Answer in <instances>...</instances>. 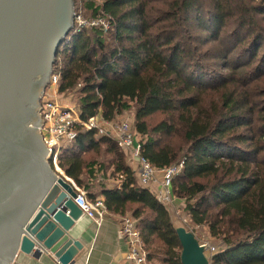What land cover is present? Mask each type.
<instances>
[{"label": "trees", "instance_id": "16d2710c", "mask_svg": "<svg viewBox=\"0 0 264 264\" xmlns=\"http://www.w3.org/2000/svg\"><path fill=\"white\" fill-rule=\"evenodd\" d=\"M83 7L88 19L110 16V26L76 31L75 21L55 63L59 91L79 94L82 120L132 111L142 154L156 167L184 161L173 192L190 222L225 244L211 264H264V0ZM77 129L59 167L90 199L100 193L109 212L137 220L149 262L183 264L171 210L139 183L126 152L97 129ZM112 165L113 176L124 175L120 188L95 175Z\"/></svg>", "mask_w": 264, "mask_h": 264}, {"label": "water", "instance_id": "95a60500", "mask_svg": "<svg viewBox=\"0 0 264 264\" xmlns=\"http://www.w3.org/2000/svg\"><path fill=\"white\" fill-rule=\"evenodd\" d=\"M75 17L74 0H0V264L19 251L73 264L83 249L70 233L77 191L50 163L40 112ZM177 233L183 264H211L192 230Z\"/></svg>", "mask_w": 264, "mask_h": 264}, {"label": "built area", "instance_id": "2783aa9c", "mask_svg": "<svg viewBox=\"0 0 264 264\" xmlns=\"http://www.w3.org/2000/svg\"><path fill=\"white\" fill-rule=\"evenodd\" d=\"M79 1H81V7L78 13L76 12V31H79L84 26L93 25H102L105 30H108L111 17L106 16L98 19L85 20L83 17L84 0ZM98 6L102 10V13H104L102 3L99 2ZM60 81L61 75L55 70L54 66L48 88L43 95V97L48 95L49 99L44 102L41 99L40 112L42 119H44L41 126V133L46 147L49 149L48 158L51 165L61 172L58 164L59 155L68 143H71L78 137L77 128L79 125L87 129H97L101 134L113 138L117 145L126 152L129 163L135 168V176L139 183L144 187L152 189L162 203L171 207V211L178 212L185 201L179 199L174 194L173 181L181 173L184 167V161L164 168L156 167L151 163L142 154L143 136L134 129L133 119L106 120L102 116H93L88 120H82L80 112L76 110L77 108L73 104H63L57 97L61 93L59 91ZM63 137H66L68 140L66 145L61 143ZM117 178L120 180L118 187L120 188L124 175L118 172ZM71 182L77 191V197L74 198L76 205L82 209L83 214L101 222L108 212L104 198L98 197L92 200L89 198L88 192L85 189L80 188L75 182ZM187 218L188 216L184 218V223L188 221ZM122 231L129 245L128 258L134 264H149L148 252L144 247L137 220L132 215L123 217ZM200 242L206 250L210 251V256H208L210 260L215 253L222 249L201 239Z\"/></svg>", "mask_w": 264, "mask_h": 264}, {"label": "crops", "instance_id": "0c3cea01", "mask_svg": "<svg viewBox=\"0 0 264 264\" xmlns=\"http://www.w3.org/2000/svg\"><path fill=\"white\" fill-rule=\"evenodd\" d=\"M126 161L127 163L129 162L128 157ZM60 171L65 173L61 168ZM113 171V165L102 170L96 168L95 171L96 177L103 179L102 181L106 183L108 189L119 187L120 185L117 172L113 176ZM67 179L75 182L68 176ZM98 197L104 198L100 193H98ZM126 215L131 214L128 213ZM123 217L108 211L103 220L98 222L96 219L83 214L70 231L71 235L83 244V249L76 256L73 264H134L128 258L129 245L122 231ZM11 264L60 263L49 256L48 253L36 258L32 253L27 254L19 251ZM149 264H162V262L153 263L150 261Z\"/></svg>", "mask_w": 264, "mask_h": 264}, {"label": "rangeland", "instance_id": "374dc122", "mask_svg": "<svg viewBox=\"0 0 264 264\" xmlns=\"http://www.w3.org/2000/svg\"><path fill=\"white\" fill-rule=\"evenodd\" d=\"M74 2L76 3L77 7L80 10L81 7V1L79 0H74ZM84 2V1H83ZM77 12V11H76ZM85 10L83 7V17L85 16L84 14ZM85 20H90L86 17H84ZM48 88V87H47ZM57 97L61 100V102L63 104H73V106H75L77 109V111H80V98H79V94L77 92H66V93H59L57 95ZM47 99H49V96L46 95L45 97L42 98V101H46ZM156 118L151 120V123H155L158 122L161 118V115H157L155 116ZM133 119L134 118V114L132 111H128L126 112L123 116H120L117 118V120H122V119ZM61 143L63 145H66L68 143V140L66 137H63L61 139ZM114 184V183H113ZM185 203L183 204V206L179 209L178 212H173L170 211L172 214V218L173 221L175 223L176 226H186L189 230L192 229V231H194L196 233V236L201 239L204 240L206 242H209L211 245L217 247V248H222L224 247V243L222 241L221 238H216L214 236L211 235L210 231H209V227L207 225L204 226H197L195 224H193L192 222H190V217H189V212L187 211V209H185ZM169 209H171L170 206H168ZM188 216V221L186 223L183 222L184 218ZM205 253L207 256H210V251L209 250H205Z\"/></svg>", "mask_w": 264, "mask_h": 264}]
</instances>
